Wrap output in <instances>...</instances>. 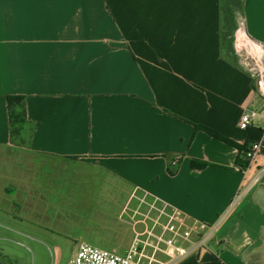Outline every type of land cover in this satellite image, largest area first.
<instances>
[{
	"label": "crops",
	"instance_id": "1",
	"mask_svg": "<svg viewBox=\"0 0 264 264\" xmlns=\"http://www.w3.org/2000/svg\"><path fill=\"white\" fill-rule=\"evenodd\" d=\"M238 1L0 0V264H21L6 242L64 233L82 201L118 208L128 250L154 199L212 228L174 264H264V154L242 167L236 148L196 129L245 148L263 139L264 97L223 32L242 12L264 48V0ZM10 96L25 97L27 145L11 140Z\"/></svg>",
	"mask_w": 264,
	"mask_h": 264
},
{
	"label": "rangeland",
	"instance_id": "2",
	"mask_svg": "<svg viewBox=\"0 0 264 264\" xmlns=\"http://www.w3.org/2000/svg\"><path fill=\"white\" fill-rule=\"evenodd\" d=\"M225 8L230 11L239 7L238 0H224ZM236 20L237 27L232 28ZM230 30L223 32L224 50L227 55L236 61L237 64L253 75L256 83L260 74L264 73V51L262 47L249 40L243 30V15L237 11L230 17ZM229 29V28H228ZM232 31V33H230ZM31 126L26 127L24 133V144L27 145L30 136ZM84 190V189H83ZM74 194H80L74 189ZM75 199H78V196ZM88 205L89 209L84 210ZM71 211L69 218L64 219V233L48 235V238L38 235L16 236L21 238V243H8L3 246L5 252L15 258L21 264H61L71 257L74 247L82 242L90 243L101 249L109 250L117 254L125 253L124 248L130 239L118 229V223L114 215L118 213V208L111 209V204H103L101 212H93L90 208L93 204L87 202L70 203ZM105 212V213H103ZM111 216H106L109 213ZM33 240H29V239Z\"/></svg>",
	"mask_w": 264,
	"mask_h": 264
},
{
	"label": "built area",
	"instance_id": "3",
	"mask_svg": "<svg viewBox=\"0 0 264 264\" xmlns=\"http://www.w3.org/2000/svg\"><path fill=\"white\" fill-rule=\"evenodd\" d=\"M262 49L264 51L263 47ZM263 57L264 53L261 59ZM255 86L264 97V73L260 74ZM250 97L251 94L242 104L245 111L248 110ZM255 116V112L245 113L241 117L239 127H249ZM263 154L264 134L261 142L246 146L244 159L251 164ZM177 164L178 159L173 161L172 166ZM140 205L145 208V212L140 214L143 217V228L135 231L127 252L117 254L82 242L78 244L68 264H174L207 247L212 229L209 225L157 199L144 200Z\"/></svg>",
	"mask_w": 264,
	"mask_h": 264
},
{
	"label": "trees",
	"instance_id": "4",
	"mask_svg": "<svg viewBox=\"0 0 264 264\" xmlns=\"http://www.w3.org/2000/svg\"><path fill=\"white\" fill-rule=\"evenodd\" d=\"M237 27V23L235 22L234 29ZM8 105H9V116H10V128H11V140L13 143H19L24 144V133L26 131L27 126H31V124L27 120L26 116V108H25V97L23 96H10L7 98ZM198 129H202L210 136L233 146L239 151L238 157H237V163L241 165L242 167H248L249 162H247L244 159V152L245 147H241L238 144L234 143L233 141L225 138L224 136L218 134L217 132L204 128V127H197ZM33 132V127L31 126V129L29 131L30 136ZM28 139V140H29Z\"/></svg>",
	"mask_w": 264,
	"mask_h": 264
}]
</instances>
